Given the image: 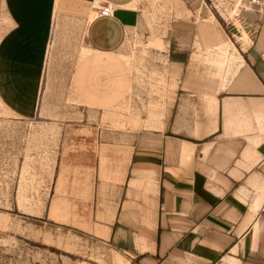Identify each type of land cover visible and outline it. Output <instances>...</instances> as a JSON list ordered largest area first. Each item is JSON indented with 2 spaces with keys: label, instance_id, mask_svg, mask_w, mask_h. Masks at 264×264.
Here are the masks:
<instances>
[{
  "label": "rangeland",
  "instance_id": "1",
  "mask_svg": "<svg viewBox=\"0 0 264 264\" xmlns=\"http://www.w3.org/2000/svg\"><path fill=\"white\" fill-rule=\"evenodd\" d=\"M137 1L132 27L96 8L92 20L55 11L35 112L15 117L0 97V264H131L105 228L132 154L172 135L175 121L181 131L209 122L210 76L236 59L233 43L264 27V4L197 0L177 15L164 0ZM190 77L194 97L177 89ZM177 99L187 113L174 112Z\"/></svg>",
  "mask_w": 264,
  "mask_h": 264
},
{
  "label": "crops",
  "instance_id": "2",
  "mask_svg": "<svg viewBox=\"0 0 264 264\" xmlns=\"http://www.w3.org/2000/svg\"><path fill=\"white\" fill-rule=\"evenodd\" d=\"M108 1L114 12L106 18L122 27L138 22L137 0ZM164 1L178 15L197 0ZM102 2L0 0V97L11 114L35 112L55 11L75 9L92 20L90 11ZM91 20L93 43L99 25ZM233 45L236 59L220 77L210 76V121L191 131L178 130L175 121L172 135L159 133L155 145L138 147L129 160L105 234L131 264H264V27ZM191 77L177 80V89L194 97L186 86ZM177 108L181 114L190 107L177 99Z\"/></svg>",
  "mask_w": 264,
  "mask_h": 264
},
{
  "label": "built area",
  "instance_id": "3",
  "mask_svg": "<svg viewBox=\"0 0 264 264\" xmlns=\"http://www.w3.org/2000/svg\"><path fill=\"white\" fill-rule=\"evenodd\" d=\"M242 3L243 8H259L264 4V0H239ZM97 13L100 17H111L113 16L114 6L112 3L104 4L96 8ZM243 10V9H242ZM255 10V9H254ZM241 11V10H240ZM240 11H237V14H240Z\"/></svg>",
  "mask_w": 264,
  "mask_h": 264
},
{
  "label": "trees",
  "instance_id": "4",
  "mask_svg": "<svg viewBox=\"0 0 264 264\" xmlns=\"http://www.w3.org/2000/svg\"><path fill=\"white\" fill-rule=\"evenodd\" d=\"M170 134V133H169Z\"/></svg>",
  "mask_w": 264,
  "mask_h": 264
}]
</instances>
